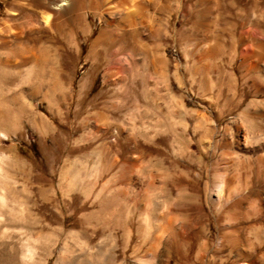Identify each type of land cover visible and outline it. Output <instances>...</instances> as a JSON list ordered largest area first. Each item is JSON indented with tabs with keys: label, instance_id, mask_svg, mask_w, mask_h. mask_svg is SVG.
Returning <instances> with one entry per match:
<instances>
[{
	"label": "rangeland",
	"instance_id": "obj_1",
	"mask_svg": "<svg viewBox=\"0 0 264 264\" xmlns=\"http://www.w3.org/2000/svg\"><path fill=\"white\" fill-rule=\"evenodd\" d=\"M59 2L0 0V264H264V0Z\"/></svg>",
	"mask_w": 264,
	"mask_h": 264
},
{
	"label": "bare ground",
	"instance_id": "obj_2",
	"mask_svg": "<svg viewBox=\"0 0 264 264\" xmlns=\"http://www.w3.org/2000/svg\"><path fill=\"white\" fill-rule=\"evenodd\" d=\"M131 2H133L134 0H130ZM44 2H45V0H44ZM49 2V1H48ZM34 4V3H33ZM44 5H45V3H43ZM49 4V3H48ZM38 5H41V3H39ZM67 5V2H66V0H61V2H59L57 5H55V10H56V13H58L61 9L63 10V8L62 7H65ZM34 6V5H33ZM46 6V5H45ZM48 6V5H47ZM32 8V7H31ZM67 8V7H66ZM126 9V8H125ZM34 10V9H33ZM33 10H29V11H31V13L32 12H34ZM48 12V11H47ZM62 12V11H61ZM119 12H121V10L119 11ZM118 14V13H117ZM14 15V14H13ZM53 15V14H52ZM58 15V14H57ZM60 15V14H59ZM139 17V16H138ZM122 18V17H121ZM75 20L76 19H72V25L73 26H75ZM124 20H125V22H130L129 21V19H125L124 18ZM123 19H122V21H124ZM79 21V20H78ZM124 22V23H125ZM43 23H44V25H45V27L43 28V29H49V27H48V25H49V23L51 24V22H50V16H49V14H44V18H43ZM79 23V22H78ZM135 24V23H134ZM53 25V24H52ZM127 25V24H126ZM53 26H55V23H54V25ZM55 27H57V26H55ZM58 28V27H57ZM54 31V30H53ZM56 31H57V33L59 34V35H61L60 34V31H59V29H56ZM14 32V31H13ZM16 32V31H15ZM44 32V31H43ZM14 41L15 42H11L10 40H7L6 42H4V48H7V49H9V48H11L12 46H13V48H20V47H23V46H25V44H24V42L22 41V39L19 37V34L17 35V34H14ZM3 41V40H2ZM3 47V46H2ZM1 49H3V48H1ZM22 60V59H21ZM12 64V63H11ZM8 66H10V64H9V61H5V62H3L2 64H0V87H1V85L2 86H5V85H7V84H4L7 80H8V77L6 78V76L4 77V76H1V74L2 75H9V74H11V76L12 75H14L16 72L14 71V70H12L11 69V67L9 68ZM13 68V67H12ZM36 67H34V69H35ZM6 69V70H5ZM11 69V70H10ZM30 69L31 70H33V64L30 66ZM7 75V76H8ZM6 78V79H5ZM13 78V77H12ZM11 78V79H12ZM2 88V87H1ZM30 88V87H29ZM32 92V91H31ZM0 96H1V93H0ZM0 137H2L3 138V134L0 132ZM0 196H2V195H0ZM0 199H2V197H0ZM26 254H29V253H26ZM26 254H25V256H26ZM29 256V255H28ZM27 256V257H28Z\"/></svg>",
	"mask_w": 264,
	"mask_h": 264
}]
</instances>
